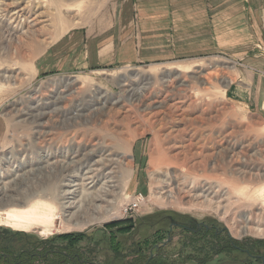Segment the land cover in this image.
I'll return each mask as SVG.
<instances>
[{"label": "rangeland", "instance_id": "rangeland-1", "mask_svg": "<svg viewBox=\"0 0 264 264\" xmlns=\"http://www.w3.org/2000/svg\"><path fill=\"white\" fill-rule=\"evenodd\" d=\"M78 56L94 63L57 66ZM2 137V173L111 154L116 180L113 211L83 231L1 222L0 264L7 250L74 264H197L225 246L213 264L250 257L235 247L264 257V0H0ZM57 186L43 175L32 188L57 208L54 230L75 221ZM179 222L222 237L201 241Z\"/></svg>", "mask_w": 264, "mask_h": 264}, {"label": "bare ground", "instance_id": "bare-ground-1", "mask_svg": "<svg viewBox=\"0 0 264 264\" xmlns=\"http://www.w3.org/2000/svg\"><path fill=\"white\" fill-rule=\"evenodd\" d=\"M73 1L79 2V0ZM6 6L10 7L9 5ZM56 6L59 5L55 4L54 9L57 11V18L61 20L62 25L61 6L58 8ZM27 8L16 10V12L11 15V20L15 22L20 13L26 12ZM3 13L6 15L7 11L2 10L1 14ZM56 36L58 37L59 35L56 34ZM39 45L41 44L39 43ZM43 116L44 114H42V117ZM4 138L5 137H2L0 139V147L5 143ZM8 146L9 144L5 143L0 151L1 153L3 152L1 158L7 157L6 155L10 153ZM110 155L111 154H108L105 158L101 157L100 160L92 164H90V157L86 158L89 162L85 159L83 162H80L78 159L72 158V160L70 159V163L69 161L61 159L53 163L46 162V165L42 167L34 166V164L30 163L28 166H19V169L16 171H10L12 173L0 172L2 173L0 174V223L7 222L20 230H29L31 228L43 226L45 230L44 234H51L53 231H83L89 225L101 221V213L109 215L114 209V201L111 200V197L112 188L115 187L113 183L116 179H113V181L112 178H110L112 172L106 173V171H112L111 168H113L116 163L114 159L108 158ZM103 172H105V174H103ZM43 175H46L51 181L57 182V200L54 201L60 206L63 215L67 217V223H71L72 220H75L72 225L64 223L61 225L62 228L53 229L54 213L57 208H55L53 203L48 199L37 200V192L32 189H35L34 186ZM7 179L8 181H6ZM102 179H105L104 182H102ZM98 182H102L99 187H97ZM45 200H47L46 203H43ZM97 202L103 203L105 206L96 205ZM4 216L6 217L5 219L3 218ZM56 218H60V214H57ZM249 232L253 233L248 227L243 228V234ZM256 233H258L257 235L259 236H264V231H258Z\"/></svg>", "mask_w": 264, "mask_h": 264}, {"label": "flooded vegetation", "instance_id": "flooded-vegetation-1", "mask_svg": "<svg viewBox=\"0 0 264 264\" xmlns=\"http://www.w3.org/2000/svg\"><path fill=\"white\" fill-rule=\"evenodd\" d=\"M176 227H182L183 230H189L191 232L192 235H194V237H196V239H200L201 241H204L206 239H208L212 234H215L216 239H219L222 237V233L221 230L219 228L216 227H207L206 224L204 223H198V224H194L193 227L189 228L188 226L185 225V223H177L175 224ZM229 248L228 246L223 247L222 250L218 251L215 255H213L211 258L205 260V261H199V260H195L194 262L197 264H213L216 261V258L224 255L226 252H229ZM234 252H237L239 254L242 255H246V256H250L248 258H243V259H228V258H221L220 260H218L219 262L215 263V264H250L251 262H255L258 264H264V257L263 256H254L251 255L250 252L248 250H245L243 248L240 247H235ZM158 255V254H157ZM66 257L68 258V260L73 259L72 261H75L78 259V255H76L75 257H73L70 254H67ZM153 261V259L150 260V263ZM82 264H85V262H82Z\"/></svg>", "mask_w": 264, "mask_h": 264}, {"label": "trees", "instance_id": "trees-1", "mask_svg": "<svg viewBox=\"0 0 264 264\" xmlns=\"http://www.w3.org/2000/svg\"><path fill=\"white\" fill-rule=\"evenodd\" d=\"M71 236L67 235V236H63V239H69ZM5 251V250H4ZM56 254H60L61 256L65 254L64 253H56V252H51V250H47V251H42V253H38V254H34L32 256V258L30 256H28L24 251H21L19 254H16L14 252H10V251H5V253L3 252L2 260H4V264H10V261H13V263L15 264H44L45 261H47L49 264H59V258H52L50 261H48V257H52L55 256ZM67 255V254H66ZM10 259H7L9 258ZM73 259H70L68 264H74L75 261H72ZM78 262H80V259H78ZM77 262V263H78ZM66 262L62 261L61 264H64Z\"/></svg>", "mask_w": 264, "mask_h": 264}, {"label": "crops", "instance_id": "crops-1", "mask_svg": "<svg viewBox=\"0 0 264 264\" xmlns=\"http://www.w3.org/2000/svg\"><path fill=\"white\" fill-rule=\"evenodd\" d=\"M73 37V36H72ZM74 38H77L76 36H74ZM69 45H67L66 44V42H63L62 43V46H60V51L59 52H62V51H64L67 47H68ZM110 48H115V45L113 46L112 45V47L111 46H109ZM70 52H71V49L69 50V54H70ZM71 55H73V54H71ZM78 62H69V60H68V62H66V60H62V62H57V66H59L60 67V70H62V71H68V70H71L73 67H75V66H77V69H84V68H86L87 66H91L93 63H94V61L93 60H91V61H86V60H80V57L78 56ZM101 59V58H100ZM99 59V60H100ZM80 60V61H79ZM107 59H102L100 62L101 63H103V62H105Z\"/></svg>", "mask_w": 264, "mask_h": 264}, {"label": "built area", "instance_id": "built-area-1", "mask_svg": "<svg viewBox=\"0 0 264 264\" xmlns=\"http://www.w3.org/2000/svg\"><path fill=\"white\" fill-rule=\"evenodd\" d=\"M134 200H135V203L130 204L131 206L130 208L126 209V213H128V211L133 212L135 209L138 210L143 205V203L146 201L145 197L142 194L136 196Z\"/></svg>", "mask_w": 264, "mask_h": 264}]
</instances>
